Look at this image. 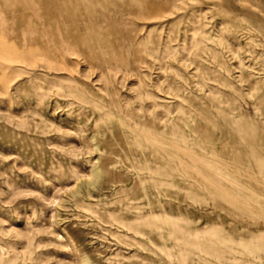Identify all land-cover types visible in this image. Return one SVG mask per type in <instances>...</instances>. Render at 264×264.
<instances>
[{"label": "rangeland", "instance_id": "obj_1", "mask_svg": "<svg viewBox=\"0 0 264 264\" xmlns=\"http://www.w3.org/2000/svg\"><path fill=\"white\" fill-rule=\"evenodd\" d=\"M0 264H264V0H0Z\"/></svg>", "mask_w": 264, "mask_h": 264}]
</instances>
